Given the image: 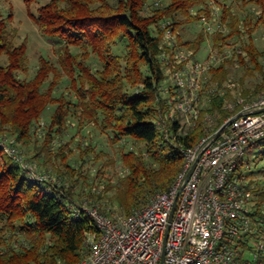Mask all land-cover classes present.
I'll return each mask as SVG.
<instances>
[{"label":"trees","instance_id":"1","mask_svg":"<svg viewBox=\"0 0 264 264\" xmlns=\"http://www.w3.org/2000/svg\"><path fill=\"white\" fill-rule=\"evenodd\" d=\"M241 1L243 7L258 5L259 13L238 12L220 0H46L32 17L42 35L60 44L59 56L57 62L42 57L32 74L28 43L20 41L12 24L14 14L0 10V58L4 59L0 60V264H77L87 249V235L97 231L91 217L76 215L71 206L83 191L32 180L1 143L29 147L38 134V122L52 108L43 141L36 138L33 158L47 171H56L59 179H72L78 171L68 163L73 150L69 143L54 148L55 142L63 140L75 122L78 132L96 125L110 136L113 146L118 144L116 153L126 172L115 183L108 181L104 195L99 193L100 183L93 181L98 189L93 187L85 197L96 202L104 198L125 215L131 214L176 181L185 164L176 143L193 146L238 112L223 107L233 97L227 93L213 97L186 134H179L173 124L169 139L158 129L156 120L167 106L161 94L166 78L161 20L170 19L178 43L196 52L209 38L221 53L239 43L232 57L213 68L210 80L222 86L231 78V68L240 67L244 73L237 82L250 100L264 91V45L259 48L254 39L259 25L264 26V0ZM217 4L224 30L210 33L203 27L193 38L182 37L180 29L200 23V15L212 19ZM256 75L261 80L253 88L245 87L247 77ZM64 84L68 92L61 91ZM216 112L220 116L211 127L204 117ZM129 139L134 140L132 146L123 142ZM81 149L83 162L96 152L92 142ZM105 155L101 151L95 159ZM58 160L66 172L59 169ZM246 161L239 169L258 197L252 215L264 218V179L243 170ZM115 163L116 157L110 156L97 175L104 176V166ZM101 205L103 212L112 214ZM240 243L245 251L252 249L249 236Z\"/></svg>","mask_w":264,"mask_h":264},{"label":"built area","instance_id":"2","mask_svg":"<svg viewBox=\"0 0 264 264\" xmlns=\"http://www.w3.org/2000/svg\"><path fill=\"white\" fill-rule=\"evenodd\" d=\"M214 9L212 19L200 15L201 26L210 33L224 30L218 22L220 10ZM160 24L166 73L162 88L166 83L168 87L161 93L167 106L156 120L158 129L169 139L173 124L179 134H186L198 124L213 97L227 93L233 97L223 107L238 112L228 117L229 125L213 143L216 130L190 147L176 143L185 156L176 181L131 214L105 213L100 201L89 197L71 203L76 215L91 217L97 228L87 235V249L77 264H264V218L252 215L258 208L257 193L239 169L250 147L264 140V111L255 112L264 108V91L248 100L231 78L222 86L213 84L212 70L230 57L226 51L221 53L212 43L201 59L199 52L178 43L170 19ZM216 114L204 117L211 127L220 116ZM172 139L176 140L175 135ZM1 144L32 180L62 185L50 173L28 164L18 148ZM248 236L258 241L253 260L244 258L240 246Z\"/></svg>","mask_w":264,"mask_h":264},{"label":"rangeland","instance_id":"3","mask_svg":"<svg viewBox=\"0 0 264 264\" xmlns=\"http://www.w3.org/2000/svg\"><path fill=\"white\" fill-rule=\"evenodd\" d=\"M46 0H38L36 2L28 3L26 0H0V10L4 13L12 12L14 14L13 19V25L18 29L20 41L26 40L28 43V53L30 57L31 62V74L36 71V67L39 65V60L42 57H47L51 59V61L57 62L59 56V46L55 40L48 38L45 35H42V33L38 30L37 24L34 23V19L32 17V13H37V8L45 3ZM221 3H226L228 5H232L234 10L238 12H243L246 14L249 10L254 11L255 15H257V11L259 13V7L258 5L254 3H249L247 6H242L241 0H220ZM218 9H222L218 4ZM203 26L198 23H192V24H186L180 29L182 37L184 36L186 39L193 38L197 32L201 30ZM255 41L259 48H262L264 45V26L259 25L255 32ZM211 38H209L206 42H204L201 50L199 53H197L198 57L201 59H205L207 56V53L209 52V45H212V41H210ZM239 45V43L232 44L227 47L226 53L231 57L236 51V47ZM229 57V58H230ZM0 60H3V57L0 58ZM244 71L240 67H232L231 68V79L239 82V77L243 75ZM260 76L256 75L254 77H247L245 82V87L247 88H253L257 82L261 80L259 78ZM61 91L68 92V89H66V85H61ZM168 87V84L166 83L164 85V88ZM162 88V89H164ZM242 88V87H241ZM163 93V91H162ZM52 108L45 111L43 118L41 119L40 124L37 129V136L33 138V141L30 143L29 147L23 145L21 142L15 143V147L20 150V153L24 160L28 162V164H31L35 169L43 172H48L53 176L54 178H57L59 183L65 184V188H73V191L76 193H79L83 191L82 198H79L78 196L75 197L76 201H79L83 199L87 194L85 192H88L89 190L98 189V186H92L93 181L97 180L98 183H100L101 192L99 193H105V187L108 184V181L110 180L111 184L115 183L117 178L124 174L126 172V169L121 161V158L118 153V148H116L118 144L113 146L112 140L109 135H106V133L101 132L96 125L94 124H88L82 129L80 132H78V129L76 127V122L73 123L68 130L67 133L62 136L63 140H58L55 142V147H59L60 144L63 143H69L71 150H73V153L69 156L68 160L70 164L76 166L78 168V171H76L77 174L71 179L69 176L65 177L64 179H59L57 176L56 171L49 170L45 167H42L40 164H38V161L33 158V155L35 153L36 148V138L39 139V143L43 141V137L45 135L46 126L45 123L49 120L50 115L52 114ZM37 124V125H38ZM93 143L95 145L96 152L92 153L90 156V160L87 162H83L84 158L81 156L82 147ZM125 145L132 146L134 143L133 139H129L128 141H123ZM104 152V154H108L105 156H102L98 160L95 159V156L99 152ZM264 151V140L258 141L253 146L250 147L248 152L244 156V160H247V164L242 167L243 170H246V172L254 174V177L256 179H264V157L261 155ZM117 152V153H116ZM110 156L116 157V163L115 164H109L104 166V176L97 175L98 170L100 167L104 165ZM57 165L59 166V169L61 168L62 172H66L65 165L58 160ZM263 171V172H262ZM110 195L112 194L109 193ZM81 197V196H80ZM100 202L107 206V208L110 209V211H113L112 214L114 216L116 215H125L124 213L120 212L118 209V206L114 204L112 201L109 200L106 201V199L102 198L100 199ZM103 205V206H104ZM250 244L252 246V249H248L245 251L244 258L247 259H254V250L258 249V241L256 239L250 240Z\"/></svg>","mask_w":264,"mask_h":264},{"label":"water","instance_id":"4","mask_svg":"<svg viewBox=\"0 0 264 264\" xmlns=\"http://www.w3.org/2000/svg\"><path fill=\"white\" fill-rule=\"evenodd\" d=\"M263 111H264V108L258 109L255 112H263ZM228 125H229V122H225L219 127L218 130H216V133L214 134V136L212 138V143L222 134L223 130H225ZM190 175H191V171L188 173L187 178H189ZM173 214H174V210L172 212L171 218L173 217Z\"/></svg>","mask_w":264,"mask_h":264}]
</instances>
